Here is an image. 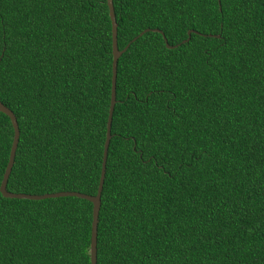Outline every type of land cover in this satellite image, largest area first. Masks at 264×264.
Listing matches in <instances>:
<instances>
[{
	"label": "trees",
	"instance_id": "trees-1",
	"mask_svg": "<svg viewBox=\"0 0 264 264\" xmlns=\"http://www.w3.org/2000/svg\"><path fill=\"white\" fill-rule=\"evenodd\" d=\"M112 1L119 49L179 45L118 58L97 264H264V0ZM111 43L106 0H0L8 191L96 193ZM12 137L0 112V182ZM91 221L0 193V264H90Z\"/></svg>",
	"mask_w": 264,
	"mask_h": 264
},
{
	"label": "water",
	"instance_id": "water-1",
	"mask_svg": "<svg viewBox=\"0 0 264 264\" xmlns=\"http://www.w3.org/2000/svg\"><path fill=\"white\" fill-rule=\"evenodd\" d=\"M106 4L108 7V14L110 18L111 23V39H112V76H111V92H110V102H109V108H108V115H107V122H106V135H105V141L103 145V152H102V162H101V169H100V175H99V181L97 185L96 193L93 195L81 193L79 191H58V192H52V193H45V194H26V193H16V192H10L7 190L6 185L8 181V177L10 175L14 157L19 141V126L16 119L15 114L10 110L7 106H5L0 101V112L7 115L10 119L12 128H13V137L12 142L9 150V156L8 161L5 167V170L2 175V179L0 182V193L3 197L6 198H19V199H30V200H41L46 198H57V197H63V196H76L79 198H83L88 200L92 203V221H91V232H90V243H89V259L90 264H97V225H98V214L101 204V191L102 186L104 182V176H105V169H106V160H107V153H108V147L109 142L111 139V122H112V114L114 110V106L116 103V72H117V61L118 58L121 56V54L126 51L130 43L134 40H136L139 36H141L146 31H156L162 34L163 40L165 42V45L167 48H173L177 47L179 44L176 45H170L168 44L164 33L162 30L158 28H146L143 31H141L137 36L132 38L123 49H119L117 45V21L115 17L114 12V6L112 0H106ZM191 33L201 34L197 32L196 30L190 29L187 31L188 37L184 39L182 42H187L190 38ZM208 36H214L211 34H208ZM219 37V35H216Z\"/></svg>",
	"mask_w": 264,
	"mask_h": 264
}]
</instances>
